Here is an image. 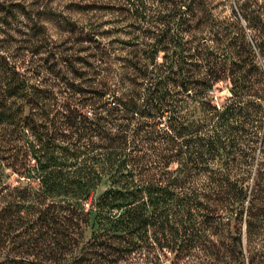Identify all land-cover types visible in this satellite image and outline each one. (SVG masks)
Masks as SVG:
<instances>
[{"label":"trees","instance_id":"obj_1","mask_svg":"<svg viewBox=\"0 0 264 264\" xmlns=\"http://www.w3.org/2000/svg\"><path fill=\"white\" fill-rule=\"evenodd\" d=\"M71 6L0 0V264H264V0Z\"/></svg>","mask_w":264,"mask_h":264},{"label":"rangeland","instance_id":"obj_2","mask_svg":"<svg viewBox=\"0 0 264 264\" xmlns=\"http://www.w3.org/2000/svg\"><path fill=\"white\" fill-rule=\"evenodd\" d=\"M6 1H12V0H6ZM17 1V0H16ZM24 1L26 4H34L37 7L42 6L41 8L44 7L50 8L57 12L58 14H61L64 17H70L72 20H74V23L77 24V26H81L83 22L88 20L89 18L97 19V20H112L110 21L111 23H107L105 25V28H117L119 26V23L114 22L117 15H113L110 12H103V11H91L88 13H85L84 11H80L75 7L71 6V2H76L77 0H21ZM244 0H214V6L213 10L215 15L224 21V23L228 24V26L232 27V29L236 30V22H235V17L234 14L232 13V9H235L238 13V17L241 20V23L243 26H245V22L242 19V16L240 15V8ZM60 28L54 23V22H48V33L51 35V37L54 40H58L59 43L62 44V47L66 49V52L68 53H74V54H79L80 56H85L87 53V50H84V46H87L86 43H81L77 42L76 36L74 35L73 39L71 41H66L68 38L65 36L66 34H63L60 36ZM247 39L252 45L254 52L257 55V59L259 64L262 66V60L260 58V53L259 50H257L256 46L253 44L249 32L247 29ZM12 34L18 35L16 32L11 31ZM7 35H5L3 32L0 33V38H5ZM82 47V49H81ZM164 53L161 52L160 54H156V60L158 62H162L164 60ZM263 69V68H262ZM231 81L228 79L222 80L218 82L212 90H210V95H211V101L214 105H216L219 108H222L228 99L232 96V91H231ZM193 111V109H192ZM192 113V112H191ZM193 115V114H192ZM200 116L199 112L194 114L193 117ZM177 164H173L172 168H175ZM18 176L17 175H12L11 178L9 179L10 183H14L17 180ZM106 185L102 184L99 187V191H101ZM91 229H89L86 232V238L90 235ZM159 254L161 259L163 260L164 264H169L170 261L165 258V252L163 250L159 249ZM170 256V255H169ZM171 257V256H170ZM196 256L191 257V261L189 264H209L208 262H202L198 261ZM146 264H153L152 262L148 261Z\"/></svg>","mask_w":264,"mask_h":264}]
</instances>
